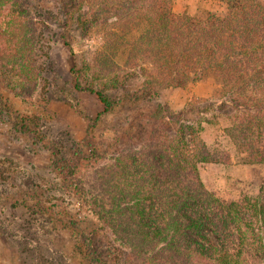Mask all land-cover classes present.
<instances>
[{
  "label": "trees",
  "instance_id": "trees-1",
  "mask_svg": "<svg viewBox=\"0 0 264 264\" xmlns=\"http://www.w3.org/2000/svg\"><path fill=\"white\" fill-rule=\"evenodd\" d=\"M218 1L224 14L192 16L175 13L173 0H58L70 30L101 29L96 72L108 73L113 86L143 79L121 100L148 105L146 114L134 116L141 143H128L111 165L99 167L95 182L117 220L113 234L122 251L144 264H264V186L256 197L228 203L208 191L199 165L220 158L201 139L198 123L159 98L163 89L212 78L223 93L220 104L235 111L226 136L248 163H264V2ZM31 2L0 0V71L27 97L39 86L41 23L47 21ZM89 91L104 112L119 101ZM55 160L61 161L56 153Z\"/></svg>",
  "mask_w": 264,
  "mask_h": 264
},
{
  "label": "rangeland",
  "instance_id": "rangeland-1",
  "mask_svg": "<svg viewBox=\"0 0 264 264\" xmlns=\"http://www.w3.org/2000/svg\"><path fill=\"white\" fill-rule=\"evenodd\" d=\"M58 4L31 2L32 11L36 7V15L47 20L41 23L40 80L32 97L14 90L11 74L0 71V264H97L98 259L144 264L122 251L126 248L113 234L117 220L95 182L99 167L111 165L128 143H141L134 116L146 114L148 105L135 108L121 100L143 79L137 76L113 86L108 73L96 72L93 56L102 47L101 29L70 30ZM173 10L222 15L225 5L218 0H173ZM90 88L119 101L104 112ZM221 97L212 78L159 94L171 112L183 111L187 120L201 126V139L220 158L199 165L201 181L228 203L259 194L264 163H248L226 136L235 111L220 104ZM140 119L141 127H147L148 118ZM124 131L131 132L128 140Z\"/></svg>",
  "mask_w": 264,
  "mask_h": 264
}]
</instances>
